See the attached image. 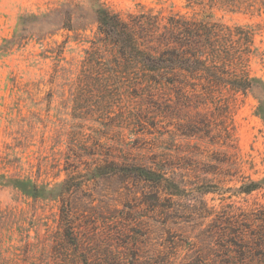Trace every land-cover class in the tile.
<instances>
[{
	"label": "rangeland",
	"instance_id": "obj_1",
	"mask_svg": "<svg viewBox=\"0 0 264 264\" xmlns=\"http://www.w3.org/2000/svg\"><path fill=\"white\" fill-rule=\"evenodd\" d=\"M0 264H264V0H0Z\"/></svg>",
	"mask_w": 264,
	"mask_h": 264
},
{
	"label": "trees",
	"instance_id": "obj_2",
	"mask_svg": "<svg viewBox=\"0 0 264 264\" xmlns=\"http://www.w3.org/2000/svg\"><path fill=\"white\" fill-rule=\"evenodd\" d=\"M98 23H99V30L102 31L107 37H110L113 43L117 46L118 50L120 51V54L124 57H130V55L135 58V62L137 63L139 67L143 70V72L146 74L147 77H150L151 74H157L163 72L172 70L176 67L183 68L184 70H197L200 69L199 67L203 65V61L200 57H203L201 54V51H193L188 52L186 51L183 55V53L177 52L174 49L170 50V47H166L163 51L159 52L157 56H150L146 55L144 52H141L136 57L133 53V47L130 42V40H119V37L116 36L117 30H124L126 27L118 18L115 16H110L109 14L105 12H100L98 16ZM173 26V25H172ZM176 29V36L173 35V39L177 41H185L191 42L194 34L191 25L187 26H181V28L177 27ZM200 30H195V36L200 35ZM205 36L208 38V34H205ZM208 41V39H207ZM167 46V45H166ZM173 50V51H172ZM182 55L184 57H182ZM205 59V58H204ZM226 82H223L224 84L230 86V88L236 92L245 93L248 89L252 86V80L245 78H231L229 80H224ZM257 187V186H253ZM254 188H249L247 191H252Z\"/></svg>",
	"mask_w": 264,
	"mask_h": 264
}]
</instances>
